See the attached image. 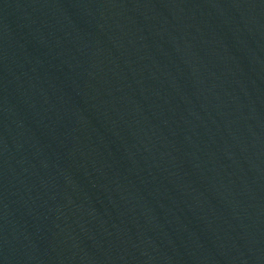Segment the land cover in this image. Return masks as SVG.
<instances>
[{"label":"water","instance_id":"95a60500","mask_svg":"<svg viewBox=\"0 0 264 264\" xmlns=\"http://www.w3.org/2000/svg\"><path fill=\"white\" fill-rule=\"evenodd\" d=\"M0 264H264V0H0Z\"/></svg>","mask_w":264,"mask_h":264}]
</instances>
